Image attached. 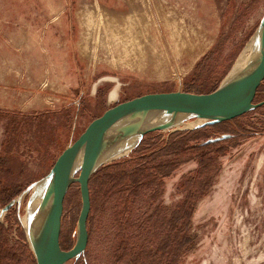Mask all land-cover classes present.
Wrapping results in <instances>:
<instances>
[{
  "label": "rangeland",
  "instance_id": "rangeland-1",
  "mask_svg": "<svg viewBox=\"0 0 264 264\" xmlns=\"http://www.w3.org/2000/svg\"><path fill=\"white\" fill-rule=\"evenodd\" d=\"M263 15L264 0H0V264H36L21 222L32 189L20 194L91 121L143 95L222 87ZM257 93L264 100V81ZM198 120L146 136L92 177L89 241L66 264H264V106L186 127ZM179 140L201 142L173 150ZM167 162L176 172L147 181ZM80 206L73 183L61 250Z\"/></svg>",
  "mask_w": 264,
  "mask_h": 264
},
{
  "label": "water",
  "instance_id": "water-1",
  "mask_svg": "<svg viewBox=\"0 0 264 264\" xmlns=\"http://www.w3.org/2000/svg\"><path fill=\"white\" fill-rule=\"evenodd\" d=\"M258 36V61L252 77L246 82L229 89H218L209 94H191L184 92L156 93L143 95L107 109L100 117L91 121L79 137L56 159L49 176L53 175L50 188V220L43 245L37 252H33L36 264H66L78 259L86 250L89 233L87 219L90 212L89 181L91 177L104 165L116 160L111 159L100 163L95 167V160L109 125L122 115H141L148 113L162 114H186L171 122L145 129L139 135L138 142L130 150L133 151L144 136L150 133L172 130L180 125L184 118L196 117L203 121L197 126H212L232 121L246 113L264 106V100L255 102L258 89L264 81V15L261 19ZM223 135L221 138H229ZM220 139L215 138L204 144L215 143ZM82 149V160L79 169L74 172L71 182H67L71 157ZM78 173V174H77ZM77 174V177H76ZM37 183V182H36ZM77 183L81 206L76 222L75 242L71 249L64 251L60 248V229L64 207L65 195L69 187ZM34 186L31 185L23 197ZM12 202L4 206L7 211ZM25 233V231H24ZM26 236V233H25Z\"/></svg>",
  "mask_w": 264,
  "mask_h": 264
},
{
  "label": "bare ground",
  "instance_id": "bare-ground-1",
  "mask_svg": "<svg viewBox=\"0 0 264 264\" xmlns=\"http://www.w3.org/2000/svg\"><path fill=\"white\" fill-rule=\"evenodd\" d=\"M258 36H255L241 53L239 59L222 83V89L236 87L249 80L257 66L258 61ZM116 92L109 94V99L116 96ZM186 114L155 113L141 115H122L115 119L108 127L99 152L95 160V167L100 163L124 156L136 145L139 135L145 129L158 126L178 119ZM203 121L198 120L186 126L196 128ZM178 127V126H177ZM185 126L178 129H184ZM186 128V129H187ZM82 160V149L71 157L70 170L67 182H71ZM53 175L34 184L28 199L25 215L21 218L26 228V238L30 249L37 252L43 245L50 220V188Z\"/></svg>",
  "mask_w": 264,
  "mask_h": 264
},
{
  "label": "trees",
  "instance_id": "trees-1",
  "mask_svg": "<svg viewBox=\"0 0 264 264\" xmlns=\"http://www.w3.org/2000/svg\"><path fill=\"white\" fill-rule=\"evenodd\" d=\"M257 97H258V93L256 94L255 99ZM224 123H226V122H224ZM220 124H222V123H220ZM216 125H219V124H216ZM216 125L204 126V127L200 128L199 131H202V130L208 128V127H213V126H216ZM155 133H157V132H155ZM152 134L153 133H150V134H147L146 136H149V135H152ZM146 136L143 137V139L141 140V142L139 143V145L136 147V149L133 150V152H136V150L140 147V145L142 144V142H143V140H144V138ZM200 142L201 141H196V140H192V141L179 140V141H177V143L175 144V146H173L172 149L173 150H181V149L188 148L190 146L191 147H193V146L194 147H198L199 144H200ZM212 144H216V142L215 143H212ZM209 145H211V144L210 143H208V144H202L199 149H203V147L209 146ZM104 166H102L100 169H102ZM174 166H175V163H172V162L171 163L167 162L165 164H161V165L159 164V165L155 166L154 168H152L151 173L150 174H147V181L152 178L153 182H158L159 185H161L162 184V181H163V179L165 177H167L170 174H173L174 172H176ZM100 169L96 173H98L100 171ZM96 173L94 175H96ZM92 177H91V179H92ZM91 179H90V181H91ZM90 181H89V183H90ZM176 213L177 214L182 213V215L189 217V210L186 209L185 203H182V205H180V207L177 208Z\"/></svg>",
  "mask_w": 264,
  "mask_h": 264
},
{
  "label": "crops",
  "instance_id": "crops-1",
  "mask_svg": "<svg viewBox=\"0 0 264 264\" xmlns=\"http://www.w3.org/2000/svg\"><path fill=\"white\" fill-rule=\"evenodd\" d=\"M102 22L106 25L105 27H107V24L105 23V22H108L107 21V18L106 17H103L102 18ZM112 25L111 24H109V28L111 27ZM134 31L135 30H132V33H131V35H130V42H131V44L132 45H135L136 44V38H134ZM111 92H109V94H110Z\"/></svg>",
  "mask_w": 264,
  "mask_h": 264
},
{
  "label": "flooded vegetation",
  "instance_id": "flooded-vegetation-1",
  "mask_svg": "<svg viewBox=\"0 0 264 264\" xmlns=\"http://www.w3.org/2000/svg\"><path fill=\"white\" fill-rule=\"evenodd\" d=\"M110 92H113V90H111Z\"/></svg>",
  "mask_w": 264,
  "mask_h": 264
}]
</instances>
